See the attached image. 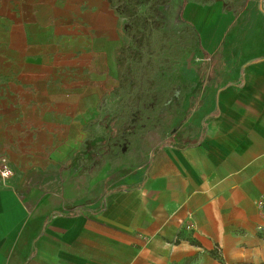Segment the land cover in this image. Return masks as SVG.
<instances>
[{"label": "crops", "instance_id": "1", "mask_svg": "<svg viewBox=\"0 0 264 264\" xmlns=\"http://www.w3.org/2000/svg\"><path fill=\"white\" fill-rule=\"evenodd\" d=\"M183 16L209 63L181 123L103 191L40 166L0 187V264L264 262V0Z\"/></svg>", "mask_w": 264, "mask_h": 264}, {"label": "rangeland", "instance_id": "2", "mask_svg": "<svg viewBox=\"0 0 264 264\" xmlns=\"http://www.w3.org/2000/svg\"><path fill=\"white\" fill-rule=\"evenodd\" d=\"M188 1L247 0H0V187L40 166L103 191L144 162L209 63Z\"/></svg>", "mask_w": 264, "mask_h": 264}, {"label": "built area", "instance_id": "3", "mask_svg": "<svg viewBox=\"0 0 264 264\" xmlns=\"http://www.w3.org/2000/svg\"><path fill=\"white\" fill-rule=\"evenodd\" d=\"M13 175V169L6 157L0 158V176L3 180L9 179Z\"/></svg>", "mask_w": 264, "mask_h": 264}, {"label": "trees", "instance_id": "4", "mask_svg": "<svg viewBox=\"0 0 264 264\" xmlns=\"http://www.w3.org/2000/svg\"><path fill=\"white\" fill-rule=\"evenodd\" d=\"M261 264H264V262H263V263H261Z\"/></svg>", "mask_w": 264, "mask_h": 264}]
</instances>
